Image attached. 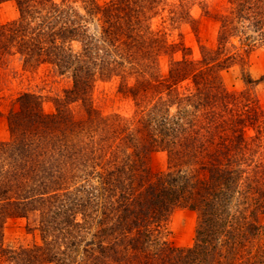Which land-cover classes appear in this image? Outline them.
<instances>
[{
	"label": "trees",
	"instance_id": "16d2710c",
	"mask_svg": "<svg viewBox=\"0 0 264 264\" xmlns=\"http://www.w3.org/2000/svg\"><path fill=\"white\" fill-rule=\"evenodd\" d=\"M7 1L19 18L0 22V65L17 57L71 85L53 113L25 92L6 115L0 264H264V105L252 91L264 76L245 72L241 92L222 77L264 43V0H224L215 12L198 0ZM196 4L219 24L200 60L152 25L167 7L173 23L195 25ZM112 78L134 102L130 118L93 105L96 83ZM156 153L166 172L152 170ZM178 209L198 215L191 247L167 240ZM11 219L39 242L7 247Z\"/></svg>",
	"mask_w": 264,
	"mask_h": 264
},
{
	"label": "rangeland",
	"instance_id": "374dc122",
	"mask_svg": "<svg viewBox=\"0 0 264 264\" xmlns=\"http://www.w3.org/2000/svg\"><path fill=\"white\" fill-rule=\"evenodd\" d=\"M109 0H97L104 4ZM207 3L212 11H219L224 6V0H198ZM171 8L167 7L159 17L153 20V29H163L168 34L170 43L181 41L190 49L191 58H202V47L216 49L218 46L219 24L212 15H206L201 6L196 4L192 8V15L197 24L173 23L170 15ZM19 18V11L13 1L0 0V22L9 23ZM235 45L240 46L238 40ZM249 47L245 46L244 50ZM246 65L235 64L222 73L225 86L230 91L241 92L249 89L243 80V74H249L253 80L264 76V43H257L249 51ZM177 54L175 58H180ZM169 68V59L161 60V69L164 74ZM71 85L70 80L59 77L51 68L40 67L38 70L25 69L17 57H12L5 65H0V142L10 140V133L6 115L12 108L15 100L25 92H34L43 97V107L46 113H53L55 106L53 97L62 94L63 90ZM119 79L98 81L93 92V105L103 116L118 114L123 117H132L135 114L133 100L119 92ZM253 93L260 103L264 105V82L252 86ZM74 112L80 115L77 107ZM264 146V143H263ZM264 158V147L262 148ZM151 167L155 173L166 172L168 161L165 153H156L151 160ZM198 225V215L188 209H178L170 218L167 240L177 247H191L195 242ZM35 240V241H34ZM4 242L7 247L18 248L24 245L39 242L26 230L25 219H11L7 222L4 232ZM10 264V263H5Z\"/></svg>",
	"mask_w": 264,
	"mask_h": 264
}]
</instances>
